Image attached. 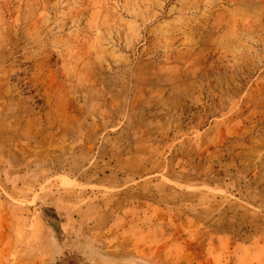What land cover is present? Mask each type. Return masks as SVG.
<instances>
[{
    "label": "rangeland",
    "instance_id": "374dc122",
    "mask_svg": "<svg viewBox=\"0 0 264 264\" xmlns=\"http://www.w3.org/2000/svg\"><path fill=\"white\" fill-rule=\"evenodd\" d=\"M0 264H264V0H0Z\"/></svg>",
    "mask_w": 264,
    "mask_h": 264
},
{
    "label": "trees",
    "instance_id": "16d2710c",
    "mask_svg": "<svg viewBox=\"0 0 264 264\" xmlns=\"http://www.w3.org/2000/svg\"><path fill=\"white\" fill-rule=\"evenodd\" d=\"M44 214H45L47 217H55V214H54L53 210L50 209V208H45V209H44Z\"/></svg>",
    "mask_w": 264,
    "mask_h": 264
}]
</instances>
